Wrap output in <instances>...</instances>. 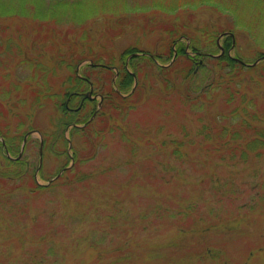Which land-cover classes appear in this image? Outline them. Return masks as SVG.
<instances>
[{"label":"rangeland","instance_id":"rangeland-1","mask_svg":"<svg viewBox=\"0 0 264 264\" xmlns=\"http://www.w3.org/2000/svg\"><path fill=\"white\" fill-rule=\"evenodd\" d=\"M45 1L65 8L57 18L69 19L0 17V130L14 137L11 150L0 134V264H264V143L260 155L244 157L230 148L241 139L215 134L232 122L219 118L231 108L224 90L203 91L215 61L202 57L203 68L188 59L195 76L174 68L164 81L147 58L167 56L170 45L175 54L182 40L186 54L203 61L192 43L219 53L225 33L221 46L232 36L227 52L252 64L264 52V0H219L240 3L228 9L212 0H112L107 10L125 2L156 9L117 17L105 11L83 29L70 21L78 0ZM182 2L193 5L170 8ZM33 3L42 16L45 2ZM170 29L185 37L173 44ZM132 48L144 55L119 109L107 95L135 52L122 59L123 51ZM71 64L85 77L72 105L71 96L64 99L74 90ZM244 66L232 77L256 97L249 110L264 111V59ZM91 84L93 100L82 103ZM52 100L80 109L68 126L57 124L66 113ZM178 139L182 157L173 154ZM14 159H22L24 174ZM34 184L47 188L33 191Z\"/></svg>","mask_w":264,"mask_h":264},{"label":"trees","instance_id":"trees-1","mask_svg":"<svg viewBox=\"0 0 264 264\" xmlns=\"http://www.w3.org/2000/svg\"><path fill=\"white\" fill-rule=\"evenodd\" d=\"M34 1L35 0H14V2H12L11 0H0V17H2L1 14H4V16H13L14 13H17V14L23 13V15H25L27 17H33V18L38 19V20L45 18V19H51L55 22H57V21L63 22V21H61V19H69V18H57L59 13H56V12H58V11L61 12L62 9H65V8H61L60 6L56 7L52 4H50V3L56 4L55 2H52V1L47 2L45 0H38L41 3H42V1H43V3L44 2L45 3H44L43 8H42V9H44L42 12V16H37L38 11L36 12V10L34 8V3H33ZM111 1L112 0H102V3L100 5L98 4V6H96L97 1H95V0H78L77 3L74 5V6H77L78 13L75 14L74 16H72V17H76V19L75 20L72 19L70 21L76 27L83 29V28L87 27V25H85L84 23H86L88 20H91L95 17H100L102 14H106L105 11L109 12L113 16L117 17V16H120V15L127 13V12L135 13V11H137V10H139L141 12V11H144V10L146 11V10L151 9V8L156 9V6L151 5L152 3L151 4L143 3V4H135V5L130 3L129 5H127L126 4L127 2H125V4H119L117 6L109 8L107 10V6H109ZM196 1L197 2H194L196 5L203 3V2L211 4V0H196ZM212 2L214 4L218 3L219 6H221L222 8H225V9L232 8L233 6H235V4L240 6V3H232L230 5L227 2L223 3L219 0H212ZM156 3H157V1H156ZM188 4H190L191 6L193 5V3H191V2H182V3L176 4V5H171L170 8L175 9V7H177V6H181V5L185 6ZM242 5H241V9H242ZM237 9H239V7H237ZM22 10L25 12H23ZM28 11H29V15L27 13ZM0 29H3V25L0 26ZM175 33H177V34H175ZM168 34L170 35V37L174 38L173 44L176 40V36L185 37L183 34L181 35L180 32H177L174 29L168 30ZM216 36L217 35L212 36L213 39ZM10 41H11V39H10ZM192 41H193V39H191V42ZM194 43L195 42L192 43V48L194 47V49L196 50L195 53L197 54L199 59H201L203 61L195 62V60H194L195 56L193 54L192 55L186 54L185 48L187 45L182 43V40H181V42L179 41L178 44L176 45V48L178 50V54L176 56V59L173 60L174 49L171 48L172 45H170L169 50L165 53L167 56L163 55V53H155L153 55L150 54L151 56L148 55L149 57L147 56V58H149L153 62V64L154 63L157 64L156 66H158L157 68L161 72V76L163 77L164 81L168 77L167 75L169 74V72L171 70H175V69H176V71L183 69L186 72L184 75L187 74L188 75L187 78L189 80L191 77L196 75L195 74V65H194V68L191 69V65L193 62L197 63L200 67H203V68L206 65V63L202 57H207V58H210L211 60L215 61L214 65L217 66V68L214 69V66L211 68V72H212L211 73L212 74L211 75V82H209L205 87H203V91H207L210 88H211V90H216L218 88L223 89L225 92L224 101L226 104L229 103L231 105V108L226 113V116L221 114L219 118H220V120H223L226 118L229 120L230 119L232 120V122L230 123V127L220 126L218 128L217 132H215V134L224 140H229L231 138L235 139V140L241 139L243 141V143L241 145L231 146L230 148H232V149L235 148L236 151L239 149L243 150V153H241V154L244 157H248L249 154L253 153V152L255 153V156L260 155L261 152L259 151V148L264 143V132L259 129V126L258 127L256 126V123H257L256 121L261 120L260 118H264V111L259 112L258 109L249 110V108H253L257 105L256 97L254 95H249L248 91H246L245 88L244 89L242 88L240 81H236L232 77L233 73H236V72L240 73V71L244 70V68H245V66H244L245 64L239 62L237 59V58H240L241 60H243L241 57L236 56L237 54L232 55L230 52H227V51H229V49L231 51V49L234 45L233 40H232V36H230V38L226 40V42L223 46L224 47L223 53H221L222 49L217 42H216V46H218L220 48V50H219V53H215V54L213 52L205 53L204 51L199 50V48ZM132 52L136 53V52H140V51H138L137 48L125 50L122 53V59H125L126 57H124V56L125 55L129 56L130 53H132ZM209 53H211V55H209ZM217 54H219V55H217ZM143 55H144V53L143 54L140 53L138 55L133 54L132 57L135 61L132 59L133 62L132 63L129 62L128 67L126 66L127 61H125V63H122L123 69L121 68V66H119V75H118V78L116 81V85H117L116 88L117 89H113V88L110 89L111 90L110 94L107 95L108 100H114L115 97L117 98L116 107H118L119 109H122V107L124 105L123 101L127 100V98L130 95H132V93H133V92H130V95H128L127 97L123 96L124 93L129 92V88L134 84L135 76L133 73L136 72L137 76H139L138 71H140V70L138 69V65L136 66L135 62H136V60L141 58ZM181 55L184 56L186 59L184 58V60H182V64H179L178 58H180ZM259 56L264 59V52L260 53ZM188 59L192 61L191 65L189 64ZM157 60L158 61L159 60H162V61L173 60V62L170 64H166V63H159ZM97 62H99V61H97ZM112 63H110V64H112ZM71 65L75 69L74 75L70 76V81H72V83H74L73 84L74 90L73 89L72 90L75 92L67 91L66 97H64V99H67L69 96H71L70 102L72 105V102L75 101L74 99L81 93L78 90V88H79L81 80L84 81L85 78H83L77 74V64H71ZM131 66L134 70L129 69V67H131ZM56 68L58 69V67H56ZM56 68L54 70H56ZM252 68H253L252 66L248 67V69H252ZM222 69H228V70L221 71ZM38 70H39V68H38ZM262 75L264 76V72ZM82 76H84V75H82ZM225 78H228L229 80H225ZM139 80H140V77H139ZM167 86L168 87L172 86L171 82H169ZM113 94L115 96H113ZM49 97H50L49 95H45L44 97H37L35 99V102L40 103L42 98H43V100L44 99L47 100V98H49ZM52 101L54 102V100H52ZM60 101L61 100H58L54 103L56 105L60 106L61 109L63 108V110L66 113V116H65L64 120H62L63 118H61V120L57 124L59 126L60 125L68 126L73 121V119L75 118V115H77V111H75L73 109L72 110L70 109L71 110L70 112L67 111L65 108V102L63 103ZM186 101L188 102V101H190V99L186 98ZM192 103L197 104L194 101ZM193 104H190V106H193ZM83 106H85V105H83ZM81 108H83V107H81ZM78 111H80V109ZM31 129H33V127ZM0 134L5 137L7 146L9 147V149L12 150L11 146L14 145V137H10L8 135V133L6 134V129L0 130ZM42 135L44 137L45 133ZM7 136H9V137H7ZM121 136L123 138H126L124 134H121ZM23 138H24V134L22 135V139ZM127 139H129V138H127ZM127 142H130V141H127ZM174 142L176 143V146L173 147V154L176 155L177 157H182V150L180 149L181 145L178 144V143H180L179 139L177 141H174ZM238 143H240V142H238ZM20 160H22V159H18V160L14 159L13 161L15 162V164H17L16 166H18V165L21 166V174L22 173L24 174V172H26V168L22 167V164H24V163L21 162ZM15 172H17V171H15ZM7 175H10V174H7ZM16 175H20V174H16ZM35 188L46 189L47 186L34 184L33 191L36 190Z\"/></svg>","mask_w":264,"mask_h":264},{"label":"water","instance_id":"water-1","mask_svg":"<svg viewBox=\"0 0 264 264\" xmlns=\"http://www.w3.org/2000/svg\"><path fill=\"white\" fill-rule=\"evenodd\" d=\"M232 35H234L233 33H231ZM224 35H226L225 33H223V34H221L219 37H218V44H219V46L221 47V49H222V52L221 53H223L224 52V47L223 46H221V43H220V40H221V38L224 36ZM190 43V42H189ZM187 49H186V51H187V53H189V50H188V48H189V44H187ZM178 53V51L176 50L175 51V54L174 55H176ZM138 54H140V53H134V55H138ZM133 55V54H132ZM132 55H130V57L132 56ZM211 55V54H210ZM217 55H219V54H217ZM129 57V58H130ZM173 59H175V56H174V58ZM238 59V61L239 62H241V63H243V64H247V65H253V64H257L258 63V60H260V59H262V58H260V59H258L257 61H255V62H253L252 64H248L247 62H245L244 60H241L240 58H237ZM128 63V62H127ZM79 68L80 67H78V70H79ZM134 74V76H135V78H136V74L135 73H133ZM118 75V74H117ZM135 82H137V79H136V81ZM137 84V83H136ZM93 87H92V84H91V88H90V90L88 91V92H86V94H85V96H84V99L85 98H90V99H93V96H92V93H93ZM83 99V100H84ZM82 100V101H83ZM102 100H103V95H101V101H100V103H99V105L98 106H101L102 105ZM99 109V108H98ZM93 118V117H92ZM85 125V124H84ZM75 126H79L78 124L77 125H75ZM81 126V125H80ZM28 135H29V133H28ZM27 135V136H28ZM26 136V137H27ZM26 138H25V140H24V144L26 143ZM23 146V145H22ZM23 148H24V146L22 147V150L20 151V154H19V156L18 157H21L22 156V153H23ZM42 154V153H41ZM41 163H42V155H41V157H40V166H41ZM60 174H58V175H56V177H58Z\"/></svg>","mask_w":264,"mask_h":264},{"label":"flooded vegetation","instance_id":"flooded-vegetation-1","mask_svg":"<svg viewBox=\"0 0 264 264\" xmlns=\"http://www.w3.org/2000/svg\"><path fill=\"white\" fill-rule=\"evenodd\" d=\"M68 104V103H67Z\"/></svg>","mask_w":264,"mask_h":264}]
</instances>
